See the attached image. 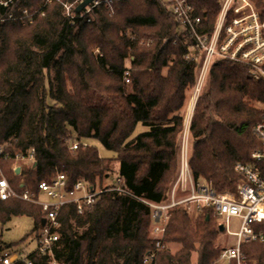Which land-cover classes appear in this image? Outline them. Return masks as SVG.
I'll return each instance as SVG.
<instances>
[{"label":"trees","instance_id":"trees-1","mask_svg":"<svg viewBox=\"0 0 264 264\" xmlns=\"http://www.w3.org/2000/svg\"><path fill=\"white\" fill-rule=\"evenodd\" d=\"M14 1L13 12L28 0ZM188 1L208 46L225 0ZM250 1L264 21V0ZM46 12L28 30L0 23V145L11 156L35 149V165L18 175L12 160L0 166L13 188L23 182L36 189L58 173L70 187L84 180L96 188L118 162L121 183L81 214L75 204L65 206L56 245L46 255L33 252L14 264H144L156 248L150 204H166L177 179L187 91L197 86L206 51L163 0H124L115 16L101 8L94 21L75 24L58 5ZM96 48L102 57L93 56ZM197 99L190 126L193 178L217 192L235 193L242 180L237 164L248 163L262 147L254 127L264 108V78L255 80L243 62L217 57ZM138 127L146 130L133 137ZM73 133L75 141L97 140L115 156L103 158L82 143L70 149L66 143ZM7 204L11 208L0 210L1 222L27 216L33 230L41 229V207L18 200L0 207ZM198 209L196 218L182 205L170 210L161 240L165 248L153 264L218 261L225 248L218 244V217L208 207ZM254 228L264 231V222ZM169 245L181 248L173 254ZM241 252L249 263L264 264L260 242L243 243Z\"/></svg>","mask_w":264,"mask_h":264},{"label":"built area","instance_id":"built-area-1","mask_svg":"<svg viewBox=\"0 0 264 264\" xmlns=\"http://www.w3.org/2000/svg\"><path fill=\"white\" fill-rule=\"evenodd\" d=\"M51 1L53 0H48V2ZM84 1L67 0L63 4L64 16L70 19L73 24H75L76 20L91 22L94 20L96 10L104 7L110 9V4L115 3V0H95L80 12H76V9ZM117 1L120 2L121 0ZM243 1L246 7L239 8L236 6L232 10L234 17L231 23L226 26L227 15L235 2L234 0H225L226 4L224 3L223 15L219 25L221 39L223 31L224 38L219 46L221 50L224 49L225 57L249 65L254 79L258 81L264 78V21H261L258 9L250 0ZM163 2L170 7L171 12L181 26L189 28L201 46L207 48L204 46L206 42L203 41V38L197 32V28L201 23L200 18L195 16L194 7L189 1L163 0ZM15 4L14 0H0V8L5 11L0 12V23L19 19H26L32 22L33 17L38 15L37 13L41 12L40 15L46 13L45 10L39 9L37 13L29 15L28 8H21L18 12H13V9L10 12L9 10L7 11L8 8L11 10ZM213 35L215 34L213 33ZM228 36V40L223 44ZM210 43L212 44L211 40ZM209 52L213 53L214 51L209 50ZM206 61L207 57L205 58ZM204 64L202 69L205 67ZM254 134L262 147L250 154L248 163L237 164L236 171L242 176V180L238 183L235 193L217 192L211 185H200L191 175L189 160L184 161L183 159V164H180V177L168 195V202L166 204H150L154 212L152 214L153 220H161L159 222V225H161L155 230L157 233L154 237L156 248L147 254L144 264H153L158 252L164 248L161 240L166 230L164 225L168 221L167 210L183 204H194L197 208L208 207L212 209L218 219L223 221V224H220L224 228L223 232L236 239L235 246H226L222 250L219 261L227 264L231 261H235L237 264H253L249 263L242 255L241 245L248 242H260L264 247V231H256L254 228L255 224L264 222V108L260 121L254 127ZM67 145L72 150H77L80 146L79 143L71 144L69 142H67ZM3 159L12 160L14 163L12 166L14 174H16V170H20V173L23 167L35 165V149L31 148L26 152H16L11 156L5 153L4 146L0 145V161ZM120 183L121 178L118 176V184L114 187H119ZM20 185L22 190L18 192L0 170V202L18 200L42 208L44 213L42 226L35 236L37 242L35 252L42 255H46L50 248L59 241L60 211L69 204H75L78 213L81 214L84 207L92 205L103 192L90 187L84 180H80L70 187L66 175L62 173H58L51 181L40 182L36 189L26 187L23 182ZM181 188L188 190L186 198H178L177 192ZM41 194L46 195L50 201H41L39 199ZM232 218H237L241 221L240 229L236 233H233L230 228V220ZM18 260L23 259H20L17 254L10 250L3 253L0 258V264H14Z\"/></svg>","mask_w":264,"mask_h":264},{"label":"rangeland","instance_id":"rangeland-1","mask_svg":"<svg viewBox=\"0 0 264 264\" xmlns=\"http://www.w3.org/2000/svg\"><path fill=\"white\" fill-rule=\"evenodd\" d=\"M66 1L67 0H53L51 2H48V0H28L27 3L25 5H23V7L16 8L17 10H14V11L18 12L19 9H21V8H28L29 9L28 10V14L29 15L37 13V11L39 9L45 10V12H46V9L49 10V11H52L53 8L57 7V5L63 8V4ZM226 1H228V0H226ZM122 2H124V0H121L120 2L115 0L114 4L113 3L110 4L111 5L110 9H107L105 7H104V9L110 14V17L111 16H115V15H117L118 7L122 4ZM234 2L236 3L237 7H239V8L246 7L245 6L246 4L244 3L243 0H234ZM107 3L109 4L108 1H107ZM225 4H226V2H225ZM225 4L221 7L220 13H219V15L217 17L216 28H215V32L216 33L214 32L215 35H213L214 37H212V39H211L212 44L210 43L208 46L204 45L205 47H207V48H203V50H205L207 52L206 53L207 61L204 64L205 67L200 70V73H199V76H198V80H197L198 81L197 82V86L193 90L187 91V102H186V105H185V114H184L185 115L184 131L180 135L181 152H180L179 161H178L179 172H178L177 179L174 181V184L172 185V188L177 183L176 181H178V179L180 177V173H181L180 164H183L182 163L183 159H184V161L185 160H189L190 161V157H191V154H192V141H191V137H190V126H191L192 118H193L194 111H195L196 104H197V100H198L197 98H198V96L200 94L201 87L203 86V84L205 82L204 80H205V78H206V76H207V74L209 72L208 70H210V68L213 65L215 59L217 57L225 58V55H224L225 51H224V49L221 50V47L219 46L221 40H223V39H221V34H220L221 32H220L219 25H220V22H221V18H222V15H223V9H224ZM15 6L16 5H14L11 8V10L14 9ZM104 6H106V5L104 4ZM64 12H65V10L63 8V14H64ZM40 13L41 12L37 13L38 15L34 16L33 18L35 19L37 16L38 17H45L48 14L46 12L44 15H40ZM34 19H33V21H34ZM94 20H95V16H94ZM33 21L29 22V20H26V19H19V20L3 22V23L1 22V25L7 24L8 27H10L11 25H13V24L10 25V23L13 22V23H18L17 25L26 27V29L28 30V29H31L30 27H33L31 25V24H33ZM10 28H12V27H10ZM223 36H224V34H222V38H224ZM226 38L227 39L224 41L223 44L226 43V41L228 40L229 36L226 37ZM209 50L210 51L213 50L214 52L213 53L209 52ZM207 54H208V56H207ZM93 56L94 57L97 56V57L100 58V57L103 56V54L98 48H96L94 50V52H93ZM129 64H130V60L128 62V66H129ZM191 107H193V111H192V115H191L190 120H188ZM144 130H146V129L143 128V127H138L137 131L135 132V135H133V137L136 136L138 133H141ZM71 135H72L71 136L72 140H70L71 144H75V143H79L80 144V143H82L85 146L94 147V148H96L98 150L100 156L103 157V158H113L115 156L113 153L108 152L106 149H104L101 146V144L99 143V141H97V140L85 139V140H82V141L79 142V141H75V139H76L75 133H73ZM188 164H189V162H188ZM25 167H28V166H25ZM111 167H112V169L114 170L115 173L113 175L109 176V177H104L103 179L98 180L95 190L98 189L100 191H104V190H106L108 188H113L114 186H117V184H118V173L117 172H118V169H119L118 162H114L111 165ZM0 170L2 171L3 175L6 177V175L4 173V170L2 169L1 166H0ZM189 170H190L191 175L193 177V174H192V171H191V168H190V164H189ZM16 175H18V174L16 173ZM6 179H8L9 183L11 184V182H10L11 180L9 178H7V177H6ZM198 183L200 185H202V186L206 185V182L204 180H202V179L199 180ZM31 186L32 185H30L28 188L32 189ZM14 189L17 190L18 192H20L22 190L20 184L18 185V187L15 186ZM224 192H229V191H224ZM177 195H178L179 199L186 198L188 196V190L181 188L177 192ZM39 199L41 201H43V202H49L50 201L47 198V196L44 195V194H41L39 196ZM9 204L5 205L4 207H0V210H8L9 211L10 208H11V206H9ZM31 205H34V204H31ZM182 206H185V208L187 209V211L189 212V214L193 218H196V217L200 216V213L198 211L199 209L194 204H183ZM150 208H151V213L153 214L154 213L153 209H152V207H150ZM167 212H168V219H169L170 210H167ZM152 220H153V217H152ZM217 220H218L219 224H223L222 220H220V219H217ZM159 222H161V220L159 221V219L153 220L152 225L150 227V231H152L151 236H152L153 239H154V237L157 234L156 231H155L156 228L161 225V224L159 225ZM166 225H164L165 228H166ZM240 225H241V221L239 219L232 218L230 220V228H231V231L233 233H236V232L239 231ZM33 229H34V222H33V220L30 217H27V216H15V217H12V219L10 221L6 222V223H3V222L0 221V258L2 257L4 252L10 251V250L13 251L15 254H17L20 259H24V258L27 257L28 254L35 252L36 247H37V242H36L35 236L38 233V230H33ZM218 244L222 245V246H225V247L226 246H229V247L230 246H235L236 245V239L234 237L228 236L225 232H221V234L219 236V239H218ZM10 245H13V246L9 247ZM167 247H168V245H166V248ZM169 248L171 249V252L173 254H175L176 251L180 250L181 246H179V245H169ZM194 261H195V259L193 260V262ZM214 264H227V263L226 262H221L218 259V261H216Z\"/></svg>","mask_w":264,"mask_h":264},{"label":"water","instance_id":"water-1","mask_svg":"<svg viewBox=\"0 0 264 264\" xmlns=\"http://www.w3.org/2000/svg\"><path fill=\"white\" fill-rule=\"evenodd\" d=\"M93 1L95 0H85L77 9L76 12H80L83 8H85L86 6H88L89 4H91ZM20 170H16V173L19 174ZM44 225V222H43ZM220 232H223L224 228L223 226L219 227Z\"/></svg>","mask_w":264,"mask_h":264},{"label":"bare ground","instance_id":"bare-ground-1","mask_svg":"<svg viewBox=\"0 0 264 264\" xmlns=\"http://www.w3.org/2000/svg\"><path fill=\"white\" fill-rule=\"evenodd\" d=\"M193 105H194V104H193ZM192 111H193V107H191V109H190V114H189V118H188V120H190V118H191Z\"/></svg>","mask_w":264,"mask_h":264}]
</instances>
